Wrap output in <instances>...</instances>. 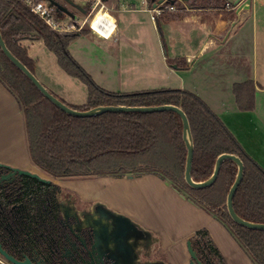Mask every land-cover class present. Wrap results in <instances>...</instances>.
<instances>
[{
	"label": "trees",
	"instance_id": "16d2710c",
	"mask_svg": "<svg viewBox=\"0 0 264 264\" xmlns=\"http://www.w3.org/2000/svg\"><path fill=\"white\" fill-rule=\"evenodd\" d=\"M39 1L45 0H0V30L16 57L36 73V60L29 55L22 41L24 38L43 40L57 56L61 68L87 85L86 104L72 106L67 103L79 110L99 105L174 104L181 107L189 117L194 140L193 179L204 181L211 177L220 154L239 155L245 163V171L233 199L235 211L245 220L264 223V167L246 152L200 96L186 89L114 93L101 88L69 50L70 43L87 32L86 29L79 33L54 30L33 12L32 3ZM170 4H174L176 10L165 8L156 17L159 28L162 18H180L187 6L223 8L230 3L227 0H205L202 5H185L175 0L174 3H165L163 8ZM55 13L58 19L67 17ZM169 61L173 63L175 60ZM0 81L20 104L29 158L42 172L53 178L157 174L185 193L194 204L213 214L255 264H264V230L235 223L227 210V197L238 173L236 162L225 160L216 181L208 187L195 189L185 181L188 149L183 137V120L177 112H106L93 117L67 114L41 93L8 59L1 47ZM234 93L241 110L255 108L256 84L253 80L236 83ZM0 203L5 206L8 203V197L1 191ZM3 214H7V208L0 211V220ZM201 233L209 234L206 229Z\"/></svg>",
	"mask_w": 264,
	"mask_h": 264
},
{
	"label": "crops",
	"instance_id": "0c3cea01",
	"mask_svg": "<svg viewBox=\"0 0 264 264\" xmlns=\"http://www.w3.org/2000/svg\"><path fill=\"white\" fill-rule=\"evenodd\" d=\"M227 1L230 4L223 8L187 6L180 18H162L159 28L144 3L140 7L137 0H115L112 16L117 29L114 35L107 38L86 29L87 32L70 43L69 50L94 81L109 92L132 93L157 89L194 92L222 119L246 152L264 167V141L259 132L264 128V84L259 82L258 68L253 62V68H247L248 53L244 43L249 29L241 30L249 19L247 12L251 8L255 12L254 6L257 5L254 0H251L249 7ZM150 4L154 5L152 2ZM252 24L253 36L255 25ZM22 44L36 60L35 74L44 71L41 53L46 63L59 73L60 80H56L43 72L50 91L72 106L87 103V85L83 81L81 85L75 81L79 78L61 68L57 56L43 40L24 38ZM170 59L175 61L170 63ZM248 80L256 84V105L252 110H241L234 85ZM0 163L41 174L29 158L20 104L1 81ZM99 178H76L80 179L78 185L82 187L78 189L83 193L88 190L95 197L153 229L162 237L164 245L172 248V252H182L173 249L174 244L183 242L199 229H206L216 240L215 231L219 232L222 228L232 243L228 250L220 244L228 262L255 264L213 214L194 204L185 193L161 176L147 173L113 179L108 183ZM120 180L136 184L139 188L102 193V189L107 190L112 183ZM90 181L99 186L85 189V184ZM140 190L143 193L138 194Z\"/></svg>",
	"mask_w": 264,
	"mask_h": 264
},
{
	"label": "flooded vegetation",
	"instance_id": "af4514ba",
	"mask_svg": "<svg viewBox=\"0 0 264 264\" xmlns=\"http://www.w3.org/2000/svg\"><path fill=\"white\" fill-rule=\"evenodd\" d=\"M177 2L202 5L205 0ZM10 171L0 166V191L8 197L7 207L0 203V211L7 208L0 220V244L24 264H230L220 243L202 229L174 244L182 252H172L153 229L79 190L80 179L45 176L50 179L45 183L17 173L1 180ZM115 212L134 224L118 223Z\"/></svg>",
	"mask_w": 264,
	"mask_h": 264
},
{
	"label": "water",
	"instance_id": "95a60500",
	"mask_svg": "<svg viewBox=\"0 0 264 264\" xmlns=\"http://www.w3.org/2000/svg\"><path fill=\"white\" fill-rule=\"evenodd\" d=\"M48 2L49 6L53 7L55 11L63 13L67 15L68 17H76V14L70 9V7H75L79 9L82 13H86V2L83 1L81 4L76 3L73 0H45ZM107 1V0H106ZM152 3H154L153 6H156L159 3H174L175 0H150ZM242 0H236L235 5L240 4L239 6L245 5L246 7H249V4L251 0H245L241 3ZM0 47L2 48L5 55L8 57V59L18 68L20 69L34 84L35 86L41 91V93L47 97L50 101H52L57 107L65 111L67 114L77 116V117H93L98 116L100 114L106 113V112H155V111H164V110H172L177 112L183 120L184 124V133L183 137L185 140V143L187 145L188 154H187V160H186V167H185V181L187 184L195 189H200L204 187H208L212 185L220 172L221 166L225 160L231 159L236 162L238 165V173L236 176V179L233 183V185L230 188L228 197H227V210L229 212L230 217L232 220L244 227L250 228V229H258V230H264V223H255L248 220L243 219L240 217L237 212L235 211L233 199L236 194V191L242 182V179L244 177V171H245V163L242 160V158L234 153H222L219 155L216 161L215 169L211 177L204 181H195L192 177V168H193V159H194V140L191 130V124L188 115L186 112L179 106L174 104H163L159 106H129V105H99L94 108L88 109V110H79L76 108L71 107L64 101H62L59 97H57L55 94H53L36 76L35 73H33L18 57H16L13 52L8 48L1 30H0ZM1 167H7L10 168V172L8 174H4L1 177V180L8 179L10 177H15V175L18 173L19 175L24 174L31 176L33 178H37L41 182L48 183L50 182V179L45 177L44 175L40 174L39 172H34L27 169H22L19 167H11L7 164L0 163ZM126 177L132 178L134 175H127ZM115 216L117 217V222H128L133 223L132 219L121 212H115ZM146 233L149 231L144 230ZM104 244H102V251H105ZM94 251V246H91V250ZM0 254L3 255L8 261L13 262L14 264H24L23 262L17 261L14 257L8 255V253L2 248L0 244Z\"/></svg>",
	"mask_w": 264,
	"mask_h": 264
},
{
	"label": "rangeland",
	"instance_id": "374dc122",
	"mask_svg": "<svg viewBox=\"0 0 264 264\" xmlns=\"http://www.w3.org/2000/svg\"><path fill=\"white\" fill-rule=\"evenodd\" d=\"M31 1H33V0H31ZM73 1H75L76 3H79V4H81L83 2V0H73ZM137 1L139 2L140 0H137ZM254 1L257 5L256 7L254 6L255 12L253 11L252 8H251V10H249L247 12L246 17L249 19L244 24V26L241 28V30H245L246 27H247V29H249L247 32V41L244 43V46H245L246 51L248 53L247 54V59H248L247 68L248 69L253 68V65H252L253 63L256 65V68H258V72H259L258 80L263 85L264 84V36H263V33H264V0H254ZM230 2H232L233 5H235L234 4L235 0H230ZM107 3L109 6L108 7L109 12L111 14H114L113 10H115V5H114L115 0H108ZM138 6L143 7L144 4L141 3V1H140L138 3ZM70 9L75 14H77L78 17L83 18L84 15L80 11H78V9H76L75 7H70ZM119 15H121V14H119ZM252 22L255 25V32H254L253 36H252V30H253L252 29V25H253ZM41 56H42L41 66H43V68H44L43 72H46L53 79L60 80L59 73L50 64L46 63L45 57L43 58L44 55H42V53H41ZM53 57H55V56L53 55ZM43 72H41V74H39V73L36 74V76L38 77V79L40 78L39 80H41L45 84V86H50L49 82L47 81V78L44 76L45 74ZM75 81H77L78 83H81V85L83 84L81 79L80 80L78 79ZM81 96H82V93H81ZM262 122L264 123V120ZM259 126H261V125H259ZM259 132L261 134V139L264 141V128L260 129ZM41 174L44 176H49L42 171H41ZM94 178L97 179V177H94ZM123 178H126V176L125 177L105 176V178L101 177L98 180H100L104 183H108L109 181H112L113 179L119 180V179H123ZM98 186H99L98 183H94V182L90 181V182H88V184L87 183L85 184L84 188L88 189V187H90V189H92V188H97ZM138 188H139V186L136 184H130L128 182H125L124 180H120L118 182L112 183L108 187L107 190L102 189L101 191L103 194H108V193H112L113 191L118 193L119 191L123 192L124 191L123 189H126L127 191H129V190H136ZM140 193H143V190H140L138 192V194H140ZM224 234H225V232L221 228L219 230V232L215 231V236H216L215 238L222 246L223 245L225 246V248H224L225 250H228L230 247H232V243L230 244L229 239L227 238V236H225L226 234L225 235ZM227 245H230V246L227 248Z\"/></svg>",
	"mask_w": 264,
	"mask_h": 264
},
{
	"label": "built area",
	"instance_id": "2783aa9c",
	"mask_svg": "<svg viewBox=\"0 0 264 264\" xmlns=\"http://www.w3.org/2000/svg\"><path fill=\"white\" fill-rule=\"evenodd\" d=\"M86 2V13H82L83 18L66 17L65 19H58L56 17L55 9L49 6L47 1H39L32 3V10L40 18H42L49 26L58 32L79 33L85 29H90L94 33L103 37H112L117 29L116 20L108 10L106 0H83ZM151 12L153 19L161 15L163 11H175L174 4H170L163 8L164 2L152 6L150 0H141ZM0 264H10L5 258L0 255Z\"/></svg>",
	"mask_w": 264,
	"mask_h": 264
}]
</instances>
